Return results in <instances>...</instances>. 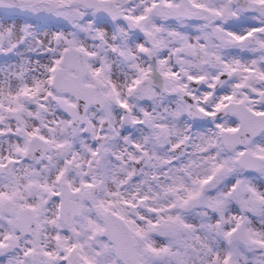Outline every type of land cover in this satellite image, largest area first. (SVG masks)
Wrapping results in <instances>:
<instances>
[{"label":"snow or ice","instance_id":"snow-or-ice-1","mask_svg":"<svg viewBox=\"0 0 264 264\" xmlns=\"http://www.w3.org/2000/svg\"><path fill=\"white\" fill-rule=\"evenodd\" d=\"M0 264H264V0H0Z\"/></svg>","mask_w":264,"mask_h":264}]
</instances>
